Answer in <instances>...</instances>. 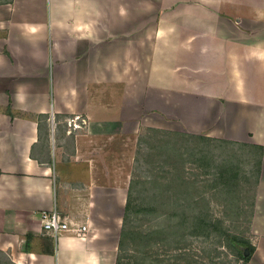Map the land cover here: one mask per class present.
I'll use <instances>...</instances> for the list:
<instances>
[{
    "label": "crops",
    "instance_id": "1",
    "mask_svg": "<svg viewBox=\"0 0 264 264\" xmlns=\"http://www.w3.org/2000/svg\"><path fill=\"white\" fill-rule=\"evenodd\" d=\"M78 116L95 137L152 127L264 149V0L1 3L0 264H119L122 186L68 215L85 235L42 232L66 200L55 130ZM251 228L264 264V151Z\"/></svg>",
    "mask_w": 264,
    "mask_h": 264
},
{
    "label": "rangeland",
    "instance_id": "2",
    "mask_svg": "<svg viewBox=\"0 0 264 264\" xmlns=\"http://www.w3.org/2000/svg\"><path fill=\"white\" fill-rule=\"evenodd\" d=\"M55 133L51 135H57L55 144L59 146V172L56 174L58 192L66 198L57 210L69 221L68 215H72L75 222L85 216V204L91 192L95 198L104 193L115 195L116 186L125 188V207L119 213H124L123 219L131 185L136 187L134 199L141 204V208L147 206L151 196L171 201L166 196L175 193V172L184 169L189 182V196L194 195L192 200L199 202V208L208 201L211 207L209 218L213 222L221 221L231 233L247 237L254 244L251 220L255 206L252 203L256 202L259 184V181L256 183L255 172L260 149L251 145L256 144L236 141L224 144L220 139L204 141L181 131L152 127H145L137 134L125 133L108 139L88 134L86 124L74 129L66 121L56 128ZM58 138H61L60 142ZM210 151L215 154L216 163L221 168L223 160L236 168L238 179L231 183L232 192L224 190L226 185L222 184L223 178H219L217 183L214 181V166L210 160L214 156L207 153ZM199 154H205L206 158L200 159ZM196 158L200 159L201 167L194 163ZM86 169L89 173L82 174ZM209 171L210 174H207ZM90 184L107 187L91 190ZM232 203L241 207L240 217L236 207H231ZM70 208L72 211H67ZM96 209L100 207L96 206ZM164 210L170 211L169 208L139 213L138 210L133 211L126 225L128 235L123 240L119 264L242 263L229 248L223 246V238L218 230L214 229L210 235L201 230L196 234L190 233V224L177 228V219H168ZM91 216L94 214L91 213ZM92 224H95L93 219Z\"/></svg>",
    "mask_w": 264,
    "mask_h": 264
},
{
    "label": "trees",
    "instance_id": "3",
    "mask_svg": "<svg viewBox=\"0 0 264 264\" xmlns=\"http://www.w3.org/2000/svg\"><path fill=\"white\" fill-rule=\"evenodd\" d=\"M9 1L11 0H0V4ZM220 142L224 144L230 143L229 141H225V140H222ZM251 146L260 149V158L255 172L257 176L256 183L258 184L259 177L261 174V159H262L261 157H262L263 147L258 145L256 146L251 145ZM207 153L208 154L211 153V155L214 156L210 158L211 164L212 166H214L213 168V173H214L213 177L215 179L214 181L217 183L218 182L217 180L219 178H223L224 180L222 184L226 185L224 190L227 192H232L233 187L231 183L234 180L238 179V173L236 171V168L226 164L224 160L222 163L223 168H221L220 165L216 163L217 159L215 158V154L211 151ZM199 156L200 159L206 158L205 154L204 155L199 154ZM200 159L196 158V161H194V163H197V165L201 167L200 162H198L200 161ZM175 169H177V167H175ZM207 174H210V171ZM173 181L175 183V193L173 195L166 196L168 199H171V201L166 200V198L159 199L155 196H151L152 198L150 199L151 201L149 203H146L147 206H144L143 208H141L140 207L141 204L136 202L134 199L133 191L136 190V187L132 185L130 186L127 202H126V212L123 219V227L121 233L122 236L121 248L123 245L124 238L128 235L127 233L128 230L126 228V225L133 211L138 210L139 213L140 211L146 212V210L153 211L155 209H160V208H169L170 211L164 210L166 212L164 215L168 217V219L171 218L177 219L176 221L177 228H183V226H187L188 224H190V227L192 228V231L190 233L196 234L198 230H201L203 233H206V235L212 234L214 229H216L218 230L219 235L223 238V243H222L223 246L229 248L232 251V253L236 256L237 260H242L241 261L242 263L239 264H250V260L256 249V246L253 243H251V241L247 237L244 236L240 237L239 235L231 233L226 227H223L221 221L213 222L212 219L209 218L211 207L208 201H205L202 204L201 208H199L200 206L199 202H195L192 200V197L194 195L189 196L190 194V188L188 186L189 182L187 181L184 175V169L180 170L179 172L177 171L175 172ZM232 197H234V195ZM252 205L253 207L255 206V201L252 203ZM231 207L232 208L236 207V210L238 211L237 214L240 217L242 214L241 207L235 206L234 203L231 204ZM198 208L200 210H198Z\"/></svg>",
    "mask_w": 264,
    "mask_h": 264
},
{
    "label": "built area",
    "instance_id": "4",
    "mask_svg": "<svg viewBox=\"0 0 264 264\" xmlns=\"http://www.w3.org/2000/svg\"><path fill=\"white\" fill-rule=\"evenodd\" d=\"M69 127L74 129L81 128L86 124V120L80 116L69 119ZM55 120L52 117V127L55 128ZM42 220V232L46 235L57 237L66 232L76 233L78 235H85L87 232L86 225H79L77 223L71 222L67 217L61 215V213L55 208L50 211H43L41 214Z\"/></svg>",
    "mask_w": 264,
    "mask_h": 264
}]
</instances>
